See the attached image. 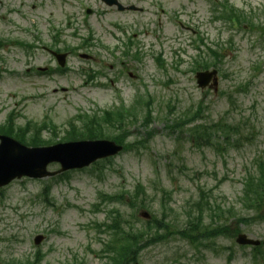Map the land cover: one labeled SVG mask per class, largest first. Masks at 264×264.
I'll return each instance as SVG.
<instances>
[{
	"label": "rangeland",
	"instance_id": "374dc122",
	"mask_svg": "<svg viewBox=\"0 0 264 264\" xmlns=\"http://www.w3.org/2000/svg\"><path fill=\"white\" fill-rule=\"evenodd\" d=\"M82 1L91 6L101 4V0ZM225 1L251 15L253 25L237 26L216 19L218 12L214 5ZM73 2L62 0L61 6L60 2L53 4L50 0H0V37L27 41L36 35L31 31L32 22L46 33V23L49 29L51 24H58L48 16L50 10L64 23ZM136 4L143 11L112 12L110 16L115 19L124 16V22L131 26L128 31L138 34L139 58H120L118 48L104 52L95 44L98 48L85 49L95 54V61L74 55L69 60L71 70L43 74L26 71L30 62L35 65L51 62L41 49L31 56L16 45L8 44L0 49V123L5 122L11 111L19 114L17 121L22 125L29 119L40 122L50 116L59 126L54 138L59 139L72 118L77 119L80 113L92 115L102 107L111 106L115 98L129 104L138 93L148 92L154 98L155 121L151 127L156 130L146 149L123 153L98 168L75 170L68 178L52 182L49 178H23L3 188L0 193L2 261L26 259L40 248L45 254L41 264H104L105 260L95 256V251L100 250L101 240L107 239V235L93 225L108 219L111 206L101 202L100 194H114L125 187L133 189L139 182L146 187L152 211L160 216L163 189L172 192L170 197L165 194L164 201L168 206L167 219L177 229L185 226L186 213L200 196V188L216 203H221L228 215L246 213L241 206L246 167L252 166L260 155L264 156V0H137ZM105 19L106 15L93 16L89 29L77 28L75 34L74 29L63 24L64 34L74 44L80 42L79 37L89 35V31L116 42L108 32L113 26H108ZM72 30L76 37L69 36ZM208 46L226 54L219 65L222 75L218 92L202 91L192 70L200 55H209ZM125 66L128 69L123 73ZM79 67L104 72L100 74L98 70L94 82L86 84L88 74L74 70ZM130 72L138 77H131ZM110 79H114V85ZM199 104L202 112L199 122L244 121L241 123L244 131L253 132L252 140L238 148L226 145L222 152L211 147L197 149L188 141L186 129L166 127L195 111ZM135 127L129 141H135L139 125ZM44 135L53 138L49 131ZM49 168L58 169L59 164H51ZM50 182L55 207L49 206L41 196ZM99 202L101 208L96 211L95 204ZM132 213V209H126L125 217L132 219ZM137 222L139 226L144 224L143 220ZM204 222L214 226L209 217ZM241 230L264 239V222L243 223ZM39 233L45 235V240L35 245L34 237ZM216 239L210 249H195L177 236L167 243L145 248L139 256L140 262L264 264V259H253L252 247L239 246L235 238Z\"/></svg>",
	"mask_w": 264,
	"mask_h": 264
},
{
	"label": "trees",
	"instance_id": "16d2710c",
	"mask_svg": "<svg viewBox=\"0 0 264 264\" xmlns=\"http://www.w3.org/2000/svg\"><path fill=\"white\" fill-rule=\"evenodd\" d=\"M232 13L234 14L236 20L238 22H242V19H247V14L239 10L235 7H232L231 9ZM148 104L152 105L151 98L148 99ZM148 113L146 114V119L148 121L151 120V109L148 108ZM188 122V120L183 121V124ZM95 126H100L98 123L93 124ZM14 123L9 121L7 124L0 125V132L7 133L10 135H15L20 140L24 141L25 143H28L30 145H40L45 144L48 141L43 139L37 132H34L33 134L28 135L26 133L25 129L22 127H18L17 130H14ZM90 127V126H89ZM90 130L87 131H81L76 130L73 132V134L77 135H88L87 138H96L101 137L99 135H104V131L102 128H98V131H95L97 128H89ZM28 130V129H27ZM217 130L212 129L207 126L198 127L194 132L195 135L193 137V140L197 144L201 145L200 141L205 140V142L209 143L212 141V134L213 132H216ZM104 137V136H103ZM203 140H202V139ZM118 140V139H117ZM147 140V139H146ZM120 141V140H118ZM122 143V141H120ZM141 193V189H138L134 195L130 197V201L128 204H130L133 207L139 206V207H147V205L144 203V199L139 201V196ZM138 203V204H137ZM245 205L247 209H254L257 212L258 217H263L264 215V169L262 162L260 163L259 167V173L258 174H250L246 178L245 183ZM210 203L206 206V208L209 209ZM198 212L199 215L197 216L196 221H192L191 228L182 230L181 233L186 238H191L192 243H200V241H203L204 239L215 236L218 234V232H221V230L227 231V227L222 225L219 226L218 229H207L206 227H200V223L202 222V216H203V208L201 205V202L197 203ZM212 207V206H211ZM219 208L217 207L214 212L213 216L218 217ZM211 213V212H210ZM211 217L213 218V216ZM220 216V215H219ZM241 221H246V218H241ZM125 224L128 223L127 221L124 222ZM123 220H121L120 217L116 218L112 224L109 225V227L112 229V238L110 239L108 246L111 250V261L113 264H130L132 261L136 260V256L139 253L141 249H143L146 246H149L154 243L158 242H165L169 240L170 235L172 234L171 225H169L168 222L165 221V219L159 220L157 218H154L151 221H148L147 228L138 229L134 225L131 226V224H128L127 228L123 227ZM163 230V231H162ZM222 233V232H221ZM17 264V263H14Z\"/></svg>",
	"mask_w": 264,
	"mask_h": 264
},
{
	"label": "water",
	"instance_id": "95a60500",
	"mask_svg": "<svg viewBox=\"0 0 264 264\" xmlns=\"http://www.w3.org/2000/svg\"><path fill=\"white\" fill-rule=\"evenodd\" d=\"M213 72L199 73V78L204 79ZM0 145V185L9 182L16 176L24 174L42 177L49 175L46 171V165L50 161H60L63 169L82 167L90 164L99 157L107 156L117 152L120 148L113 143L105 141L76 142L60 144L45 148H27L18 142L1 137ZM145 215H148L147 213ZM41 237L37 238L39 242ZM240 243L258 244L259 241L249 239L246 235L240 234L238 237Z\"/></svg>",
	"mask_w": 264,
	"mask_h": 264
},
{
	"label": "flooded vegetation",
	"instance_id": "af4514ba",
	"mask_svg": "<svg viewBox=\"0 0 264 264\" xmlns=\"http://www.w3.org/2000/svg\"><path fill=\"white\" fill-rule=\"evenodd\" d=\"M121 1V0H120ZM123 1H126V0H123ZM122 2V1H121ZM111 6H109V8H110ZM116 7V6H115ZM116 26V25H115ZM118 26V28H120L121 29V26L120 25H117Z\"/></svg>",
	"mask_w": 264,
	"mask_h": 264
}]
</instances>
